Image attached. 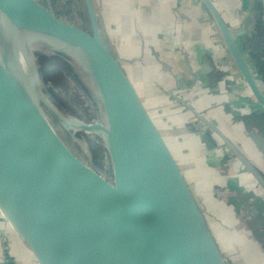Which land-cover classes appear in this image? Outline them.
Instances as JSON below:
<instances>
[{"label": "water", "instance_id": "95a60500", "mask_svg": "<svg viewBox=\"0 0 264 264\" xmlns=\"http://www.w3.org/2000/svg\"><path fill=\"white\" fill-rule=\"evenodd\" d=\"M201 1L264 107V90L233 31L213 0ZM83 2L90 29L39 0H0V213L37 264H228L180 163L109 44L94 0ZM17 33L62 42L90 74L104 122H73L53 112L67 127L103 137L110 177L76 154L47 117L37 78L28 79L20 62ZM25 61L34 77L33 61ZM226 140L264 188L262 175Z\"/></svg>", "mask_w": 264, "mask_h": 264}, {"label": "crops", "instance_id": "0c3cea01", "mask_svg": "<svg viewBox=\"0 0 264 264\" xmlns=\"http://www.w3.org/2000/svg\"><path fill=\"white\" fill-rule=\"evenodd\" d=\"M94 2L109 44L120 60L130 61L128 69L145 86L175 155L182 156L185 176L210 212L207 219L243 247L245 261L264 264V242L252 231L241 200V192L263 197L264 189L226 140L264 175V136L249 119L264 108L249 93L210 12L201 0ZM213 2L237 42L249 44L256 12L264 17V0ZM6 256L14 264H37L0 213V264Z\"/></svg>", "mask_w": 264, "mask_h": 264}, {"label": "rangeland", "instance_id": "374dc122", "mask_svg": "<svg viewBox=\"0 0 264 264\" xmlns=\"http://www.w3.org/2000/svg\"><path fill=\"white\" fill-rule=\"evenodd\" d=\"M39 1L45 6L51 8L58 16L84 28L90 29L87 11L83 0ZM105 8L106 7H104V9ZM96 9L99 18L101 19V9L98 5H96ZM103 15L105 17L106 11H104ZM111 34L115 38L113 31ZM15 36L16 37L13 41L14 44H16L18 53L21 52L25 60H27V56H29L33 61L31 65L32 72H35L39 83V89L47 102L45 103L41 99L40 103L53 126L76 154H78L85 162L97 167L104 175L110 177V166L106 161V155H104L103 159L101 156V147H105L103 137L96 131L67 127L53 112V110L57 111L62 117L73 122L84 124L104 122L100 104L96 103L98 102L96 101V89L90 74L86 71V68L70 49H67L62 42L56 39L34 34H26V36L23 37V35L17 33ZM3 42L4 41L0 39V45ZM241 45L244 49L248 48V46H245L243 43H241ZM39 52L45 53L49 59H45L40 64L37 61V54ZM252 56L253 54H249V59L253 65L252 70L258 74L261 69L259 61L253 59ZM121 63L135 84L146 107L174 153V147L172 146L173 143L167 135V128L160 120L156 111L151 107V102L148 98L149 94H147L145 86L141 80L135 76L130 69H128L130 61L121 60ZM260 83L264 88V83L261 79ZM175 156L181 165L182 156L179 154ZM182 170H184L183 167ZM252 176L254 175L252 174ZM258 188L262 189L260 185ZM202 206L204 209L208 210L205 204H202ZM242 210L244 214H246L247 210L245 204L244 207H242ZM206 214L210 216L209 211ZM208 222L220 247L222 249L224 248L223 250H226V252L223 251V253L228 264H254V262L250 263L249 261H245L246 253L245 251H242L243 247L237 245V242L233 244L231 236L218 233L217 229L213 227L211 220H208ZM262 250L264 252V248H262ZM235 256L237 260L234 258Z\"/></svg>", "mask_w": 264, "mask_h": 264}, {"label": "trees", "instance_id": "16d2710c", "mask_svg": "<svg viewBox=\"0 0 264 264\" xmlns=\"http://www.w3.org/2000/svg\"><path fill=\"white\" fill-rule=\"evenodd\" d=\"M249 44L246 42L248 48V54H253L252 58L259 61L260 71L258 77L264 83V17L261 15V11L256 12V26L254 28L253 35L248 39ZM244 50V49H243ZM47 58V55L43 52L37 54V61L41 64ZM251 61V60H250ZM247 118V117H245ZM250 121L256 124V127L264 136V112L259 111L257 113H252L249 117ZM247 120V119H246ZM248 122V121H247ZM210 139H206V142ZM102 159L106 154V148L101 147ZM241 200L245 202L246 205V215L248 216V221L252 231L256 233L257 238L264 240V200L255 194H249L246 192H241ZM264 242V241H263ZM6 264H14L13 261L8 260Z\"/></svg>", "mask_w": 264, "mask_h": 264}, {"label": "flooded vegetation", "instance_id": "af4514ba", "mask_svg": "<svg viewBox=\"0 0 264 264\" xmlns=\"http://www.w3.org/2000/svg\"><path fill=\"white\" fill-rule=\"evenodd\" d=\"M237 41V40H236ZM238 43V42H237ZM238 45L240 46V48H241V50H242V52H244V48L242 47V45H241V43L239 44L238 43ZM245 53V52H244ZM245 55H246V58H247V60H248V62H249V64H250V66H251V68H252V62L250 61V59H249V56L247 55V53H245ZM255 73V72H254ZM255 75H256V78L258 79V81H259V83H260V79L258 78V74L257 73H255ZM248 85V84H247ZM260 85H261V83H260ZM249 87V86H248ZM261 87H262V85H261ZM263 88V87H262ZM250 89V88H249ZM263 90H264V88H263ZM251 91V90H250ZM254 97V96H253ZM255 99V98H254ZM263 107V106H262ZM264 108V107H263ZM236 155V154H235ZM256 168V167H255ZM256 170L262 175V177L264 178V175H263V173H261L257 168H256ZM249 171V170H248ZM250 172V171H249ZM251 173V172H250ZM252 174V173H251ZM256 179V178H255ZM256 181L259 183V181L256 179ZM259 185L261 186V188H263V186L259 183ZM264 189V188H263ZM256 196H258V195H256ZM258 197H260V198H262L263 200H264V197H262V196H258Z\"/></svg>", "mask_w": 264, "mask_h": 264}, {"label": "bare ground", "instance_id": "6f19581e", "mask_svg": "<svg viewBox=\"0 0 264 264\" xmlns=\"http://www.w3.org/2000/svg\"><path fill=\"white\" fill-rule=\"evenodd\" d=\"M20 62L22 63V65L24 66V69H25V71H27L26 72V74H27V77H28V79H30V80H35L36 78H35V76L36 75H34V77H32L31 75H30V72H29V69H28V67H27V64H26V61H25V59L21 56V54H20Z\"/></svg>", "mask_w": 264, "mask_h": 264}, {"label": "built area", "instance_id": "2783aa9c", "mask_svg": "<svg viewBox=\"0 0 264 264\" xmlns=\"http://www.w3.org/2000/svg\"><path fill=\"white\" fill-rule=\"evenodd\" d=\"M6 241H7V240H6ZM10 259H11V258H9V257L6 256L5 262L7 263L8 260H10ZM6 263H5V264H6Z\"/></svg>", "mask_w": 264, "mask_h": 264}]
</instances>
